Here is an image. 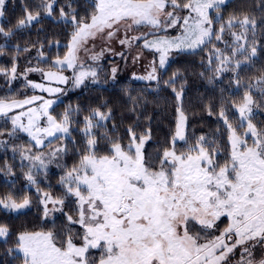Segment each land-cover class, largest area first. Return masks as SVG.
<instances>
[{
  "label": "snow or ice",
  "instance_id": "6c2138e0",
  "mask_svg": "<svg viewBox=\"0 0 264 264\" xmlns=\"http://www.w3.org/2000/svg\"><path fill=\"white\" fill-rule=\"evenodd\" d=\"M89 2L94 7V12L87 19H77L73 0H66L65 5L60 6L59 18L66 22L70 20L74 31L70 43L66 45L68 52L63 59H55L54 65L76 67L79 46L105 30H108L107 36L110 39L120 31L121 26L125 30V38L119 41L120 44L144 40V48L155 49L159 53V69L166 67L172 50L197 49L211 43L213 38L222 41L227 31L237 45L232 47V56L224 55L218 48L214 49V55L224 65L232 62L237 54L243 55L247 51L245 45L239 42L247 40L248 26L254 27L256 24V20L249 19L248 16L243 19L230 16L224 20L220 7L226 0H187L183 4L179 0ZM56 4L57 0H38L35 11L24 5V16L17 19L14 27L25 28L37 21L42 13L52 16ZM5 5L6 0H0V17L5 15ZM65 7L69 11L66 12ZM168 8L172 10L169 11ZM177 10H187L188 15L181 17ZM210 10L215 12V21ZM214 23H219L218 29L214 27ZM178 25L182 33L176 37L148 39L155 35V31ZM236 25L240 26L241 32L231 31ZM138 26H147L149 31L128 37L127 32ZM12 32L13 29L5 31L0 26V33L6 37L12 35ZM224 42L227 44V41ZM256 51L253 42L250 54L245 56L244 61L254 57ZM139 59L140 54H137L134 60ZM244 61L235 60V66L240 67ZM9 71L15 78V65L10 70L0 68V73L4 75H9ZM28 71L43 72L42 69ZM116 71L113 67V77ZM177 74L174 72L164 83L174 84ZM44 76L59 83H67L69 79L52 71L45 72ZM86 76L95 78L97 73L81 71L73 78L75 85L82 84ZM136 78L159 82L156 62H152L146 75ZM29 83L33 88L49 93L61 92L59 88ZM257 83L264 85V76L258 78ZM259 90L264 95V87ZM173 91L179 101L182 92L175 88ZM244 100L245 103L239 108V127H244L247 122V128L242 134H238L237 128L228 123L223 109L219 113L228 128L231 145L230 158L223 165L214 159L219 154V149L212 148L209 151L204 146L214 143L205 136H200L195 145H189L187 151L177 153V140L187 143L184 135L186 116L181 107H177L178 119L171 147L163 150L158 164L153 165L143 153L150 133L138 135L131 127L128 128L127 145L122 144L119 139L112 140L105 131L103 137L109 141L111 154L98 156L94 151L98 140L93 130L105 127V121L111 118V109H93L84 118L83 132L89 137L86 140L87 151L82 155L78 166L65 173L60 181L65 185L64 197H75L77 200L78 217L74 220L68 215L67 220L70 224L83 227L84 233L80 237L82 243L76 244L71 233L65 234L62 240L53 231L20 233L15 251L22 254V264H93L88 256L90 249L102 250L98 264H229L230 256L238 248L240 259L235 264H264V257L259 261L254 259V249L258 245H264V130L258 129L250 119L253 111L251 105L254 103L252 96L245 93ZM36 101H42L38 108L28 107L26 111L23 110ZM53 103L54 101L44 100L39 96L23 100L0 98V116H8L13 109H21L22 111L11 116L13 132L17 129L26 132L37 145H42L46 137L69 132L68 110L58 123L49 114ZM24 117L27 118L26 124L23 122ZM42 117H46L47 127L40 126ZM249 135L253 139L251 146L247 143ZM26 151L28 150H23L21 155L31 162L27 179L36 183L32 169L46 168L47 164L41 155L25 156ZM61 151L66 149H53L50 155L56 156ZM193 152L196 154L193 155ZM7 167L10 171V166ZM36 191L45 216L51 211H62L64 198H54L48 192H41L39 188ZM31 203L27 195L19 203L12 194L0 197V206L10 210L23 209ZM49 204L53 206L52 209L48 208ZM57 205L61 208L57 209ZM221 217H227L230 223L218 236L208 238L191 231L192 223L199 224L203 232L214 229ZM8 236V227L0 225V237ZM7 251L12 252L13 249Z\"/></svg>",
  "mask_w": 264,
  "mask_h": 264
},
{
  "label": "trees",
  "instance_id": "16d2710c",
  "mask_svg": "<svg viewBox=\"0 0 264 264\" xmlns=\"http://www.w3.org/2000/svg\"><path fill=\"white\" fill-rule=\"evenodd\" d=\"M185 1L187 0H179L181 4ZM65 2L66 0H57L52 16L42 13L37 21L25 28L16 29L14 26L17 19L24 16V5L35 11L38 0H6L5 15L1 18L0 26L5 31L13 29V32L7 37L0 33V68L10 70L15 65L21 71L34 63L42 68H57L53 61L67 53L66 45L74 31L70 20L66 22L59 18V8ZM73 7L76 9L77 19H87L94 12L89 0H73ZM65 11L69 9L65 7ZM220 13L224 20L230 16L238 19L248 16L249 19L256 20L254 27L248 26L247 40L242 43L247 51L243 55L237 54L230 63L221 65L220 59L214 55V49L218 48L224 55L232 56V47L237 45L226 31L222 41L213 38L211 43L200 48L180 52L158 72L159 82L123 77L111 82L110 66L108 61H104L91 65L97 73L96 84H68L70 89L52 106V113L60 120L68 110L70 136L61 138L59 135L48 144L51 146L53 143L63 142L66 151L62 154L61 164H51L46 173L38 174L35 184L28 182L26 174L29 172V165L21 159L20 151L31 146L37 152L35 150L39 148L25 134L17 131L14 135L8 134L11 120L8 116H0V133H3L0 134V197L12 194L20 202L27 195L32 201L26 210L18 213L0 206V225H6L9 229V236L0 239V264H22V255L14 252L20 233L51 230L55 234L59 229V232L66 234L71 226L75 227L68 222L67 216L74 217L77 214L76 201L74 197H64L65 187L60 181L66 170L78 166L82 155L87 151L86 140L89 137L83 132L84 118L93 109H111V118L105 121V127L93 130L98 140L94 149L98 156L111 154L109 141L103 137L105 131L112 140L119 139L122 144L127 145L128 128L131 127L138 135L150 133L143 151L145 158L153 165L158 164L163 150L171 147L177 122V107H181L186 116L187 139V143L176 142L177 153L187 151L189 145H195L200 136H205L210 142L214 141L204 145L209 151L212 148L219 149L217 162H227L230 151L229 131L219 113L223 109L228 123L241 133L244 127H239V117L233 108L243 101L245 93H249L254 99L255 113L251 116V121L258 129L264 130V95L259 90L264 85L257 83V79L264 76V0H227L221 5ZM212 17L215 21V14ZM214 27L218 29L219 23H214ZM231 31L239 33L242 29L236 25ZM253 42L256 55L244 61L245 56L250 54ZM37 49L43 54L40 59L36 58L34 50ZM235 60L244 63L237 68ZM218 68L220 71H217ZM174 72L178 73L174 84L166 85L164 81L172 77ZM253 83L254 88H251ZM173 88L182 92L179 101ZM35 92L26 89L22 83L13 84L10 71L9 75L0 73V98L20 99ZM11 149L17 151L12 153ZM6 165L10 166V171ZM34 186L50 192L55 198L65 199L60 215L52 220L44 219L43 208ZM10 248L13 249L12 252L7 251Z\"/></svg>",
  "mask_w": 264,
  "mask_h": 264
},
{
  "label": "rangeland",
  "instance_id": "374dc122",
  "mask_svg": "<svg viewBox=\"0 0 264 264\" xmlns=\"http://www.w3.org/2000/svg\"><path fill=\"white\" fill-rule=\"evenodd\" d=\"M185 2H187V1H185ZM167 10L171 11L172 9L168 8ZM177 14L179 16L183 17V16L188 15V11L187 10H177ZM214 14H215V12L210 10V15L213 16ZM1 18L2 17H0V21H1ZM181 23H182V21H181ZM107 31L108 30H105L104 33L97 34L94 38H89L86 43H83L81 46L78 47L77 53H76V55H77L76 67L68 68L67 66H57L56 69H53V68L50 69V68L39 67L36 63H34L31 66H28L24 69H21V71H18V69L16 67L17 72L15 74V78H13L11 76L13 84L22 83L25 85L26 89H29L31 91H36L35 93L28 95L27 96L28 98H30L32 96H39V97H42L44 100L54 101V103L49 108V114L52 115L57 120V122L59 123L62 121L63 118L59 120V118H56L53 115L52 106L56 102H58L66 92H68V90L70 89L69 88L70 85H75V82L73 79L75 75H79V73L81 71H95L94 70L95 68L91 67L92 64H94V63L99 64V63H102L104 61H108V64H109L110 70H111V77H112L111 82L116 81L115 78L118 79L119 77H123L124 79H128V78L134 79V78L138 77V75L144 76L150 70V65L152 64L153 61L156 62V65L158 67V72L163 70V69H159V53L155 49L144 48L143 47L144 40L141 39L139 41H133L131 44L122 45V44H120L119 41L121 39L125 38V30H124L123 26H121L120 31L117 32L115 34V36H113L110 39L107 36ZM148 31H149V28L147 26H138V27H134L131 31H128L127 36L128 37L138 36L141 33H145ZM153 31H155V30H153ZM181 33H182V29L178 25L175 28H166L165 30H162V31H155V35L149 36L148 39L149 40H155V39H158L160 37H170L171 38V37H176V36L180 35ZM244 41L245 40H242V41H240V43L242 44ZM69 43H70V41H69ZM191 50H195V49H185L184 51H191ZM34 51L36 52V58L40 59L43 57V55H41V52L39 51V49L34 50ZM184 51H177L175 49L172 50L169 54L166 65L171 60H173L178 54H180V52H184ZM67 52H68V50H67ZM121 53L123 55H120ZM137 54H140V59L134 60V57ZM64 56L65 55L61 56L60 59H63ZM93 57H96V58L93 59ZM212 57H214V56H212ZM80 65H83V67H80ZM113 67H115L117 69L114 77H113V73H112ZM63 68H66V69H63ZM28 69H42L43 72H41V71H28ZM48 71L57 72V73L65 76V77H68L69 78L68 82L67 83H59L58 81H55V80L50 81V80L46 79L44 76V73L48 72ZM134 74H135V76H134ZM29 82H32L34 84H43L45 87L59 88V89H61V92L49 93V92L43 91V90L38 89V88H33ZM85 82H87L89 84L90 83L96 84L97 79H96V77L94 78L92 76H86L84 78L83 83H85ZM68 84H69V86H68ZM253 85H254V83L252 84L251 88H254ZM252 99H253V97H252ZM253 101H254V99H253ZM41 103H42V101H36L32 105L25 106V108L23 110L26 111L28 107L38 108ZM244 103H245V100L243 98V101L239 105H236L233 108V110L236 111V113L239 117V124H240L239 108L241 106H243ZM251 107L253 109V111H252V115H253L255 113L254 103H253V105H251ZM19 111H22V110L21 109H13L8 114L7 118L11 120V116L17 114ZM177 119H178V113H177ZM250 119H251V117H250ZM23 122L25 124L27 123L26 117L23 118ZM10 125H11V129L7 131L8 134L14 135L17 132L21 133V134H25L31 139L32 144H34V146L36 148H39V149L35 150L37 152H34V149L31 146H29V148H24L20 151V157L23 160V162H25L29 165V169L31 167V162L22 157L21 152L23 150H25V149L28 150V151L24 152L25 156L41 155L45 159V163L47 164L46 168H39V169L33 168L32 169V175H33L36 182H37V178L40 174L43 175L44 173L47 172V170L50 169L51 164H55V166H57V165L59 166L61 164L62 154L64 151L59 152L56 156H51L50 153L52 152L53 149H56V148L64 149V143L63 142H62L63 144L62 143L61 144L53 143V145H51V146H48V144L51 141L55 140L57 138V136H59V135L61 136V138L62 137L68 138L70 136L69 124H68V127H69L68 133H66V134L65 133H57L55 137H46V138H44V144H42V145H37L35 143V141L32 139V137H30L28 135V133H26V132L20 131L18 129L16 130L17 132L16 131L13 132L12 122L10 123ZM40 126L41 127H47L48 126L46 117L41 118ZM246 128H247V122L244 123V128L242 129L241 133L238 132V134H242L246 130ZM175 131H176V128H175ZM174 134H175V132H174ZM184 135L186 137V121H185V125H184ZM179 141L180 140H177V142H179ZM247 143L249 146H251L253 143V139L250 135L247 137ZM16 151H17V149L15 151L13 149H11L12 153H15ZM230 152H231V145H230V151L228 153L229 158H230ZM143 153H144V151H143ZM192 154L195 155L196 153L193 152ZM216 157H218V155L214 156L215 160H216ZM216 162H217V160H216ZM217 163L219 164V162H217ZM220 165H223V163H220ZM72 168H70L69 170H66L64 172L63 176L65 175V173L70 171ZM28 182L31 183L29 180H28ZM33 184H35V183H33ZM64 187H65V185H64ZM34 190L36 191L37 187L34 186ZM41 192H47V191L41 190ZM48 193H50V192H48ZM51 196H52V194H51ZM74 199L76 201V207H77V200L75 197H74ZM41 206L43 208V217H44V219H47V220L54 219L57 215H60L63 211V206H62V211L61 210L51 211L49 213V215L45 216L44 215V207H43V205H41ZM28 207L23 208V209H17V210H10V209H6V210H8L12 213H18V212L26 210ZM52 207L53 206L51 204L48 205L49 209H52ZM56 207H57V209L61 208L60 205H57ZM77 217H78V213L73 217V219L75 220ZM229 223H230V220L227 217H221L216 222V227L214 229L207 230V232L201 231V226L197 223H192L190 225V228H191V231L193 233H200L201 236H207L208 238H211L213 236L220 235V233L223 231V229L225 227H227V225ZM72 225H75V227L71 226L70 227L71 230H68L67 233H71L74 237V242L79 245L82 243V240L80 239V237L83 235L84 229L79 224L73 223ZM79 229H81V231ZM48 231H51V230H48ZM45 232H47V230H45ZM55 234L61 240L64 238V235H65V234L59 232V229H58V231H55ZM3 238L4 237H0V239H3ZM233 239H235V237H233ZM15 248H16V246L14 247V252L17 254H20L17 251H15ZM101 255H102L101 249H90L89 253H88L89 259H91L93 261V264H98V260H99ZM262 257H264V245H258L254 249V259L256 261H259ZM239 259H240V249L238 248L235 251V254L230 256L229 264H235V262Z\"/></svg>",
  "mask_w": 264,
  "mask_h": 264
},
{
  "label": "crops",
  "instance_id": "0c3cea01",
  "mask_svg": "<svg viewBox=\"0 0 264 264\" xmlns=\"http://www.w3.org/2000/svg\"><path fill=\"white\" fill-rule=\"evenodd\" d=\"M28 97L27 96H25V97H23V98H20V99H18V100H23V99H27Z\"/></svg>",
  "mask_w": 264,
  "mask_h": 264
}]
</instances>
